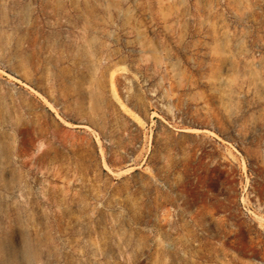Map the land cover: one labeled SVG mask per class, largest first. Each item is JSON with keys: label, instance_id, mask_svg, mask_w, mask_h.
I'll return each mask as SVG.
<instances>
[{"label": "rangeland", "instance_id": "374dc122", "mask_svg": "<svg viewBox=\"0 0 264 264\" xmlns=\"http://www.w3.org/2000/svg\"><path fill=\"white\" fill-rule=\"evenodd\" d=\"M0 264H264V0H0Z\"/></svg>", "mask_w": 264, "mask_h": 264}, {"label": "bare ground", "instance_id": "6f19581e", "mask_svg": "<svg viewBox=\"0 0 264 264\" xmlns=\"http://www.w3.org/2000/svg\"><path fill=\"white\" fill-rule=\"evenodd\" d=\"M26 259H28V260H31V254L30 253H26ZM27 261V260H26Z\"/></svg>", "mask_w": 264, "mask_h": 264}]
</instances>
